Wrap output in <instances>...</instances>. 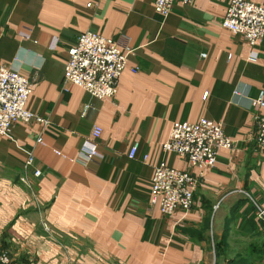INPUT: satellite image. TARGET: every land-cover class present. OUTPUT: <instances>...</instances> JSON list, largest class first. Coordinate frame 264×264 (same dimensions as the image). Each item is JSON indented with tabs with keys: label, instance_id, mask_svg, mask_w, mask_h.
<instances>
[{
	"label": "crops",
	"instance_id": "0c3cea01",
	"mask_svg": "<svg viewBox=\"0 0 264 264\" xmlns=\"http://www.w3.org/2000/svg\"><path fill=\"white\" fill-rule=\"evenodd\" d=\"M229 3L178 1L165 17L154 0H0V64L34 79L27 108L36 118L0 134V250L15 264L259 262L264 221L253 200L264 206V151L254 136L264 38L254 48L225 29ZM86 31L134 48L113 98L64 88L67 50ZM203 117L222 122L234 146L201 172L163 144L175 123ZM90 142L101 156L79 154ZM27 150L36 160L24 182ZM163 163L198 177L189 211L164 215L151 204Z\"/></svg>",
	"mask_w": 264,
	"mask_h": 264
},
{
	"label": "built area",
	"instance_id": "2783aa9c",
	"mask_svg": "<svg viewBox=\"0 0 264 264\" xmlns=\"http://www.w3.org/2000/svg\"><path fill=\"white\" fill-rule=\"evenodd\" d=\"M193 4L196 0H154L155 10L168 16L176 2ZM89 6H92L90 3ZM222 26L234 34L241 36L250 46L257 48L264 38V5L252 0H230L228 9L221 21ZM25 38L29 35L23 34ZM134 51L126 38L114 39L94 31L81 33L77 41L67 50L64 68V88L72 85L84 88L97 98H113L118 92V80L128 67V56ZM256 58L258 52L253 51ZM205 55V54H203ZM137 72L138 68H131ZM34 79L26 74L0 64V134L12 137L14 125L20 121L30 122L36 115L27 108V101L32 93ZM264 108V91L256 99ZM102 128L95 125L92 129L94 138H99ZM257 147L264 151V114L257 121L254 136ZM38 142L44 143L38 138ZM80 148L79 154L91 159L102 154L95 143ZM88 144V143H87ZM234 141L230 138L222 122L209 118L197 121H181L175 123L163 149L173 152L197 167L201 172L215 167L218 155L224 148L230 149ZM139 143L135 142L129 156L137 155ZM55 153L67 158V154L56 150ZM148 158L143 155V160ZM36 156L33 150H27L22 181H27L29 168L34 164ZM35 176L42 170L34 168ZM198 177L190 171L175 169L166 164L155 167L151 179V204L158 205L164 215H171L177 210L189 211L194 203L193 190ZM256 215L264 221V206L253 200ZM0 264H15L14 258L7 250H0Z\"/></svg>",
	"mask_w": 264,
	"mask_h": 264
},
{
	"label": "trees",
	"instance_id": "16d2710c",
	"mask_svg": "<svg viewBox=\"0 0 264 264\" xmlns=\"http://www.w3.org/2000/svg\"><path fill=\"white\" fill-rule=\"evenodd\" d=\"M239 259H240L242 262H247V261H248V258H239ZM239 259H238V260H239ZM256 259L259 261L257 264H264V261H263V259H264V255H263V254L258 255V256L256 257ZM232 261H235V260H232ZM249 261H250V264H255L253 259H250ZM247 263H248V262H247Z\"/></svg>",
	"mask_w": 264,
	"mask_h": 264
},
{
	"label": "rangeland",
	"instance_id": "374dc122",
	"mask_svg": "<svg viewBox=\"0 0 264 264\" xmlns=\"http://www.w3.org/2000/svg\"><path fill=\"white\" fill-rule=\"evenodd\" d=\"M211 264V263H210Z\"/></svg>",
	"mask_w": 264,
	"mask_h": 264
}]
</instances>
